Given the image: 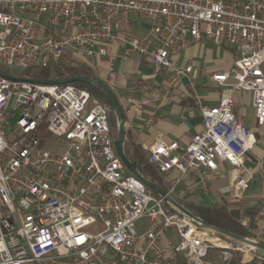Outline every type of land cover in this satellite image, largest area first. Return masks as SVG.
I'll return each mask as SVG.
<instances>
[{"label":"built area","instance_id":"obj_1","mask_svg":"<svg viewBox=\"0 0 264 264\" xmlns=\"http://www.w3.org/2000/svg\"><path fill=\"white\" fill-rule=\"evenodd\" d=\"M129 13L150 23L138 38L119 34ZM202 40L239 52L232 69L212 77L219 103L204 105L192 82L202 131L186 145L158 137L147 161L162 176L178 173L164 191L182 206L194 191L180 187L184 179L207 191L226 163L241 204L252 179L241 172L256 140L234 113V95H251L264 126V0H0V68L17 78L69 54L112 65L117 43L126 58L137 54L156 72L167 70L170 91L192 73L172 57ZM114 142L109 109L87 90L0 76V264H182L181 256L199 264L211 249L233 247L168 206L127 169ZM263 213L264 199L255 220ZM170 232L178 242L162 245ZM260 232L253 226L250 238Z\"/></svg>","mask_w":264,"mask_h":264},{"label":"crops","instance_id":"obj_2","mask_svg":"<svg viewBox=\"0 0 264 264\" xmlns=\"http://www.w3.org/2000/svg\"><path fill=\"white\" fill-rule=\"evenodd\" d=\"M133 13L123 14L121 19L120 36L138 38L149 27L146 20L137 22ZM110 50L117 54L116 61L110 65L108 61L96 58L88 61L79 54H69L72 65L79 64L90 68L97 78L106 84L116 96L122 109L127 132V141L140 146L148 155L147 149L151 147L158 137L166 141H178L181 145L189 143L191 138L203 129L199 107L193 99L190 84L193 82L200 94L204 105L216 106L219 103L222 88L212 80L213 75L227 72L232 69L239 56L234 47H219L211 40L190 41L188 48L172 57V62L180 68H192V73L179 79L171 88L169 87L170 73L162 69L156 72L153 65L135 54L128 58L124 56L122 47L114 43ZM67 57V58H68ZM234 113L255 136L256 143L248 153L241 175L251 177L250 187L244 195L241 204L234 202L230 183L236 173L226 163L219 165L218 176L207 191H200L197 182L184 179L180 187L187 184L194 185L190 204L213 208H233L241 206L245 212L246 220H253L254 226L261 232L256 239L264 244V213L255 220L264 199V126H258L252 107L251 95L246 92H237L234 95ZM155 116L152 124H147ZM126 151V148H125ZM178 176L173 172L168 176L160 175V182L165 189L169 182ZM160 187V186H159ZM163 189V190H165ZM254 218L252 219L251 214ZM139 223V228L145 229L146 223ZM225 244H232V248L221 247L211 249L207 258L199 264H230L233 250L243 253L242 263L264 264V259L252 253V249H244L243 245L224 239ZM178 242L174 232L168 233L161 241L162 245ZM182 264L190 263L185 256L180 257Z\"/></svg>","mask_w":264,"mask_h":264},{"label":"trees","instance_id":"obj_3","mask_svg":"<svg viewBox=\"0 0 264 264\" xmlns=\"http://www.w3.org/2000/svg\"><path fill=\"white\" fill-rule=\"evenodd\" d=\"M0 70L2 72L9 73L3 68H0ZM19 76L24 79L37 81H61L69 78L87 76L101 81L96 77V75L90 68L81 64L72 65L67 63H61L55 67L48 68H30L19 73ZM72 85L80 89L87 90L91 94L93 100L103 104L109 109L110 119L112 118L111 113L113 110L110 105V101L107 95L102 90L82 83H74ZM126 155L130 161L137 163L141 167L143 175L148 180L157 184L162 189H165L164 185L160 182L159 172L155 167L151 166L148 163L146 159V153L140 146L136 145L133 142H128L126 145ZM184 206L190 212H192L211 226L239 235L241 237H250L249 230L254 226V222L253 220H251L248 228L242 225V221L246 218L247 215L245 214L241 206H236L230 209L204 207L190 203H185ZM250 214L251 213H249L248 215ZM251 217L252 219L254 218L253 214H251ZM242 256L243 253L241 251H239L238 249H234L233 258L230 264H243ZM251 264L257 263L252 262Z\"/></svg>","mask_w":264,"mask_h":264},{"label":"water","instance_id":"obj_4","mask_svg":"<svg viewBox=\"0 0 264 264\" xmlns=\"http://www.w3.org/2000/svg\"><path fill=\"white\" fill-rule=\"evenodd\" d=\"M0 76L5 77L12 81H19V82H31V83H38V84H44V85H54V84H61V85H67V84H74V83H82L89 85L91 87L98 88L102 90L108 97L110 101V105L112 107V110L117 118L118 122V134L117 138L115 139L114 145L116 152L119 156V158L122 160V162L125 164L127 169L137 178H139L148 188H150L152 191H154L159 196L165 198V203L170 207H175L183 212H185L187 215H189L191 218L196 220L203 228L209 230L210 232L220 236L223 239H227L233 243L250 246L253 247L256 250V256L264 259V244L259 242L256 239H252L250 237H241L239 235L224 231L222 229L216 228L214 226L209 225L204 220L190 212L188 209H186L184 206L180 205L176 201L169 199L166 197V192L159 187L157 184L151 182L148 180L142 173L141 167L135 163L129 160V158L126 155L125 148H126V141H127V132L125 127V121H124V115L122 112V109L119 105V102L112 92V90L104 84L102 81L93 79L91 77L82 76V77H75V78H69L66 80L56 81V80H49V81H37V80H30V79H24V78H17L13 77L11 75H8L0 70Z\"/></svg>","mask_w":264,"mask_h":264},{"label":"rangeland","instance_id":"obj_5","mask_svg":"<svg viewBox=\"0 0 264 264\" xmlns=\"http://www.w3.org/2000/svg\"><path fill=\"white\" fill-rule=\"evenodd\" d=\"M133 18H134V20H136L137 22H140V21H142V20H140L136 15H133ZM62 63H67V64H72V61H71V58H66ZM78 63V65H79V62H77ZM263 70H264V66H263ZM111 124H112V132H113V136H114V138L116 139L117 138V134H118V122H117V118H116V116H115V114L113 113V111H112V113H111ZM14 122V121H13ZM146 223V221H143V223L142 224H145ZM243 247H244V249L246 250V254H247V250L249 249L247 246H245V245H243ZM252 253H256L255 252V250H253L252 249Z\"/></svg>","mask_w":264,"mask_h":264},{"label":"bare ground","instance_id":"obj_6","mask_svg":"<svg viewBox=\"0 0 264 264\" xmlns=\"http://www.w3.org/2000/svg\"><path fill=\"white\" fill-rule=\"evenodd\" d=\"M223 244V243H222ZM247 247H250V246H247ZM251 249H253V250H255L253 247H250ZM255 252H256V250H255Z\"/></svg>","mask_w":264,"mask_h":264}]
</instances>
